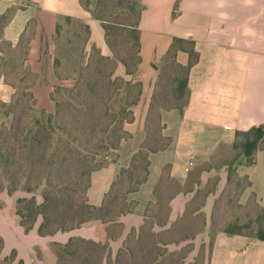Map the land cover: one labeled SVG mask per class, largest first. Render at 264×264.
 Wrapping results in <instances>:
<instances>
[{
    "label": "crops",
    "instance_id": "obj_1",
    "mask_svg": "<svg viewBox=\"0 0 264 264\" xmlns=\"http://www.w3.org/2000/svg\"><path fill=\"white\" fill-rule=\"evenodd\" d=\"M142 4L140 63L131 75L123 65L117 68L121 76L141 83V93L124 126L128 136L91 173L88 203L100 207L120 171L131 166L144 144L151 143L150 119L155 113L161 135L169 139L167 146L149 153L147 178L128 195L133 210L120 216L122 231L113 239H108L102 223L41 235L39 218L26 231L14 217L11 204L0 206V258L14 253L10 264H55L52 244H66L70 239L108 242L114 260L163 195H167L169 212L162 223H154L156 231L182 217L198 191L214 179L216 189L207 192L199 206L210 222L215 200L228 186L227 165L235 156L219 168L201 167L232 151L236 131L264 125V0H142ZM8 11L11 15L0 33V106L12 103L25 82L20 62L31 74L25 91L33 97L35 108L54 113V90L72 86V79L59 77L56 67L58 29L62 31L65 18L88 26L87 50L97 48L105 57L112 55L101 22L80 0H0V15ZM174 38L192 41L197 53L187 71L188 100L183 110L157 104L160 72ZM189 60L187 51L177 52L175 62L180 67L188 66ZM233 167L238 176H247L251 182L239 204L246 207L254 194L256 207L264 208V151L256 153L254 164H246L241 156ZM203 264H264V240L218 232Z\"/></svg>",
    "mask_w": 264,
    "mask_h": 264
},
{
    "label": "rangeland",
    "instance_id": "obj_2",
    "mask_svg": "<svg viewBox=\"0 0 264 264\" xmlns=\"http://www.w3.org/2000/svg\"><path fill=\"white\" fill-rule=\"evenodd\" d=\"M91 10H93L92 4ZM136 19V13L129 17V21L109 15V41L112 46L109 48L112 55L105 57L101 54L105 60H101L100 55L96 54L92 48L86 49L87 34L80 21L63 20L62 31L58 39L57 52L60 57V65L57 72L61 78L72 79V86L63 88H76L77 91L69 93L62 89L54 95L58 106L54 113H50L55 117L52 121L53 132L50 135L53 142L56 143L60 138L64 140L76 138L75 143L71 145L79 147L76 151L68 153L62 146L59 150L49 149L46 157L47 165L43 167L35 165V157L39 155L36 152V155H33L34 158L30 160L29 168L22 172L18 171L15 161L23 160L24 157L14 158L12 150L24 137L27 129L34 126L35 118H39L43 126L47 123L46 118L41 116L39 110L33 105V97L22 95L26 93L25 87L29 84V80L20 86L12 103L0 106L1 207L9 204L13 206L19 198L35 197L37 203H41L45 189L50 192L52 197L64 196L63 194L69 192V189H73V186H76L80 195L85 192L88 179L96 166L95 161L97 164H101L102 158L114 148H110L96 157H93L90 151L97 141L104 137V130H108L105 139L111 144L118 145L122 140L121 137L125 135L124 126L129 123L132 117L130 107L142 89L138 86L141 84L140 82H134L127 76H121L117 71L120 64L125 67L126 74L128 72L134 74L138 67L135 63V34L129 31L131 29L118 23L130 22L133 24ZM116 58L124 61L125 64ZM183 77L182 69L176 67L171 60L166 62L160 72V83L156 91L158 105L170 107L175 104L174 88L182 81ZM160 130L158 114L155 113L150 119L151 143H147V149L157 148L163 144L164 140H159ZM33 135L44 141L48 137L47 133L36 132V127H33L31 136ZM53 144L55 145V143ZM235 155L236 152L232 149L223 156H217L201 168H219ZM141 168L142 163L134 174H125L118 181L114 188V194L118 196V203L123 202L122 198L125 192L133 186L135 180L142 176ZM38 174H41L43 179L42 185L36 188ZM232 180L234 183L235 177ZM233 183L227 186L215 200L217 204L216 208L212 210L210 222L207 221L206 213V219H204L202 215L204 212L202 214L193 212L204 203L206 193L216 189L214 179L208 186L198 191L187 214H184L167 229L154 230L155 222L162 223L166 219L167 195H163L160 205L148 209V218L144 224L145 234L141 236L140 240L149 245L148 250H152L154 255L161 254L159 262L156 264H203L208 257L213 238L219 230L235 219L244 223L249 218H255L260 208H256L252 204L253 202L244 208H238L236 202H232L231 205L227 204L234 195ZM130 203L133 201L127 200V204ZM137 236L138 234L135 232L130 234L128 246L135 257L134 261L128 260L125 264H142L141 254L147 249L143 250L140 243H137Z\"/></svg>",
    "mask_w": 264,
    "mask_h": 264
},
{
    "label": "trees",
    "instance_id": "obj_3",
    "mask_svg": "<svg viewBox=\"0 0 264 264\" xmlns=\"http://www.w3.org/2000/svg\"><path fill=\"white\" fill-rule=\"evenodd\" d=\"M81 5L91 12L92 16L99 20L102 24V27L105 32V38L108 46L112 48L109 35H110V26L108 24L109 15H114L116 18L120 17L124 21H129V17L133 13H136L137 19L135 23H123L118 22L123 27L127 29H131L129 31L133 32L135 46H136V65L140 63V30H139V23L141 14L143 11V4L142 0H80ZM93 2V3H92ZM91 4L93 6V10H91ZM11 15V11L0 15V33L9 19ZM65 20H73L71 18H65ZM82 23V22H81ZM83 24V29L86 34L89 32L88 26ZM61 28L58 29V34H60ZM92 50L100 55L101 60H105V57L101 55L100 50L97 48H92ZM185 50L189 53V64L186 67H180L175 62V57L178 51ZM18 58L21 61L22 51H18ZM125 64L124 61L117 59ZM166 60H171L172 63L182 69L184 71V77L179 84H176L174 88V99L175 104L172 105L180 110H183L185 105L187 104L188 100V89H187V71L191 67V65L197 60V53L194 51L193 42L189 40H184L180 38H174L170 49L166 54ZM60 65V57L57 52L56 57V67L58 68ZM18 69L22 74V79L24 81L29 80L31 78V74L27 68H24L22 64L19 62ZM128 74H133L128 72ZM176 82V81H175ZM141 87V84H138ZM26 88V87H25ZM64 89V91L69 93H74L76 88H63L57 87L52 94V99L55 102L56 107L57 102L54 99V95L59 90ZM20 88L18 87V91ZM27 93V94H26ZM23 93L24 96L32 97L28 92ZM141 90L138 93V98L132 103L133 106L139 99ZM80 94V93H79ZM182 99H184L182 101ZM34 105V104H33ZM170 106V107H172ZM41 116L46 118V125L43 126L39 118L34 119V126L36 127V132L40 133H47L48 137L47 140L44 141L43 139L36 138L35 135L31 136L33 132V127L27 129L24 137L19 140L18 145L14 147L12 150V154L15 157L21 156L24 157V161L19 159V161H15V167L18 171H25L26 168H29L30 160L34 158L33 155L35 153H39L37 157H35V165L43 167L47 165L46 157L47 151L52 148H56V150L62 148L66 149L68 153L76 151L77 147L71 146L75 143L76 138L70 139H58V142H53L52 136V121L54 120V116L50 113L45 111L39 110ZM132 114V113H131ZM132 118V117H131ZM125 135L121 137V139L126 138L128 136L127 132H124ZM104 137L97 141V144L94 148L90 151V154L93 157L100 155L101 153L108 151L110 148H117L118 145H114L109 143L105 137L108 134V130H104L103 132ZM159 140H164L163 144L157 148H148L147 143L142 146V148L135 154L132 160V164L127 169H122L114 181L110 191L106 194L104 201L100 207L92 206L88 203L87 199V189L90 184V177L88 179L87 186L85 188V192L83 194H79L77 191L76 186H73V189H69V192L64 193V196H57L52 197L50 192L45 189L42 197L43 201L41 203H37L35 197L31 198H19L15 201L12 206V213L14 217L18 220L19 224H21L26 231L31 230L34 225L36 224L39 217L41 218V222L38 228V231L41 235H52L56 232L62 231H70L82 226H86L93 223H102L106 225L107 237L108 239H113L114 237L120 235L122 231V224L119 222V218L121 215L131 212L133 210L134 203L127 204V197L130 193L136 191L139 185L145 181L148 175V167H149V160L148 156L151 151H155L158 149H164L168 142V138H164L161 133L159 136ZM120 142V141H119ZM55 143V145L53 144ZM119 144V143H118ZM232 149L236 152L235 158L231 161L228 167V186L233 183V177H235L234 184V195L231 197L227 204L231 205L232 202H236V206L238 208H244L242 205L239 204V198L243 192V190L247 187L251 186V182L248 180L247 176L240 177L235 173V168L233 167L235 161L241 157H245V163L248 165H252L255 163L256 160V153L258 151H264V125H258L251 127L245 131H236L235 139L232 144ZM20 157V158H21ZM95 161V160H94ZM142 163V176L133 182V186L129 188L125 194L123 195V202L118 203V196L114 194V188L117 185L118 181L123 177L125 174H134L139 168L140 164ZM95 167L93 168L92 172L99 167L102 166L101 164H97L95 161ZM42 175L38 174L36 176V188L42 185ZM168 182L172 183V179L168 178ZM30 189V188H29ZM30 191V190H29ZM197 196V195H196ZM196 198V197H195ZM195 198L188 204L186 211L184 214H187L188 209L191 206V203L194 202ZM235 199V200H234ZM159 204L161 203L162 199H159ZM168 200V198H167ZM253 202V203H252ZM253 204L256 207V198L255 195L252 194L250 196L249 202L247 206ZM217 201L214 203V209L216 208ZM157 205V206H158ZM203 205V204H201ZM246 206V207H247ZM258 208V207H256ZM166 217L169 212L168 202L166 204ZM199 207L194 210L193 213H203L199 211ZM205 218V213L202 214ZM166 220V219H165ZM146 222V221H145ZM145 224V223H144ZM153 226L151 227V229ZM218 232H223L228 235H244L247 237L255 238L258 240H264V208L260 209L256 214L255 218H249L244 223L239 222L238 219L229 222L227 225L224 226L223 229L219 230ZM217 232V233H218ZM145 234L144 225H142L138 232V240L137 243H140L142 249H147L144 253L141 254L142 264H156L159 262V257L161 254L154 255L152 250L149 249V245L145 243V241H141V236ZM130 236H128L125 245L122 249H120L115 257L114 260L110 258V250H109V243L108 242H95L92 240H85V239H70L69 242L66 244H58L53 243L51 249L56 256V263L55 264H103L104 260L106 259V264H125L128 260L134 261L135 254L132 253V250L128 246L130 243ZM2 238L0 236V253L2 249ZM156 245V244H155ZM142 252V251H141ZM140 252V253H141ZM15 257V254L12 253L10 257L1 259L0 264H5L7 262H11Z\"/></svg>",
    "mask_w": 264,
    "mask_h": 264
}]
</instances>
